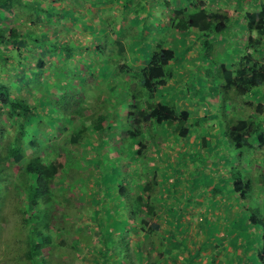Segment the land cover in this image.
I'll return each instance as SVG.
<instances>
[{"label": "trees", "instance_id": "obj_1", "mask_svg": "<svg viewBox=\"0 0 264 264\" xmlns=\"http://www.w3.org/2000/svg\"><path fill=\"white\" fill-rule=\"evenodd\" d=\"M117 1L115 3H119V9L126 15L131 6L129 1L135 0ZM113 2L0 0V264H73V259L66 262V257L77 252L74 248L77 245L80 248L81 242L90 241V235L80 234L73 226L65 229L70 225L67 217L71 212V198H67L65 193L62 199L55 200L58 193L54 192L53 183L58 178L71 177L73 162L67 157L69 145H88L92 152L97 147L96 143L102 144L105 137L117 136L122 119L127 122V135L118 137L121 146L115 156L118 163L137 162L149 154L165 161L157 139L170 136L173 143L180 140V146L182 141L185 144L191 138V129L194 132L199 130L193 142L207 155L199 157L195 151L193 157L190 156V166L181 167L180 153L174 169L177 173L172 171L173 176L169 171L174 165L166 161L162 167H152L150 174H146L148 170L138 171L141 180L135 190V174L128 176L127 167L119 176L116 167L111 168L104 163L106 155L88 158L90 167L100 173L94 181L97 187L95 194L101 195L104 188L102 196H109L110 201L101 206H105L102 214V202L91 196L94 216L99 217L95 224L99 237L105 233L110 239L112 233L119 230L125 218L124 207L126 222L138 226L140 232L155 241L159 250L168 239L176 241L177 235L181 234V209L174 206L170 198L177 192L181 174L185 175L190 167L199 164L202 168L208 157L213 159L211 165L215 168V179L211 178L213 186L206 187L209 195L214 200L227 192L233 198L232 208L235 205L237 208L230 214L237 224L224 229L233 240L225 243L232 251L220 257L218 249L224 251L225 248L222 244L215 245L213 259H205L203 264H264V5L257 12L245 13L247 33L250 34L243 48L232 45L230 67L225 63H208L205 67L198 66L192 75L181 65L179 74L176 60L181 59L184 63L192 58L188 54H193L198 63H206L203 58L210 53L215 36H229L230 25L240 13L237 8L220 5L208 9L206 0H192L185 6L168 11L167 24L160 32L163 35L156 39L146 65L120 63L114 69L123 78L119 81V88L108 86L106 92L101 91L99 96L98 93L87 96L81 90H84L87 77L92 76L90 83L97 86L105 72L93 62L85 69L75 66L70 61L71 57L79 56L82 51L101 53L109 46L111 52L118 46L121 57L126 55L128 41L134 45L139 41L133 34H128L125 27L119 26L117 30V26L114 28L105 21L111 31L105 26L100 27L97 31L105 30L104 34L96 37V43L89 49L83 44L86 48L80 51L78 47L83 40L67 36L73 31L64 30L63 22L67 19L74 22L77 30L90 27L88 29L93 32L96 30L91 23L93 15L97 18L101 14L106 19L117 21L112 16H103ZM145 4L138 3L139 11ZM163 4L169 6L167 1ZM85 11L87 18L84 17ZM139 11L132 10L138 22L141 21ZM87 23L90 25H85ZM167 33L171 40L165 39ZM190 34L194 43L188 39ZM197 50H204L205 55L199 58ZM209 57H213V52ZM212 70L216 72L215 77ZM84 71L87 74H83ZM169 82H174V89H180L179 92L165 87ZM192 88L196 89L194 94H191ZM215 90L221 95L215 93L214 98L209 97L205 101V95ZM179 100L184 105L178 104ZM193 103L196 105L191 106ZM203 104L207 106L205 115L201 110L194 111ZM122 105L128 107L126 112L121 109ZM55 127L61 134L63 151L50 147L57 137L49 138L47 133L53 134ZM208 133L213 138L207 139ZM42 140L49 145L42 148ZM153 146L154 151L151 152ZM183 156L186 159V155ZM148 159L154 157L149 156ZM135 166L133 170H138ZM93 173V170L89 171L88 177ZM74 179L77 180V176ZM191 181L194 184L195 180ZM176 197L173 201L180 203L181 193ZM258 198H261L260 203ZM161 210L169 216L161 218ZM159 220H163V225ZM62 230L75 231V239L69 243L55 239L54 234ZM162 230L166 234L161 237L159 232ZM243 236L248 237L244 244ZM180 244L174 247L179 259ZM88 246L96 254L102 253V247ZM44 248H47L46 253ZM61 248L68 250L59 254ZM137 254L147 255L141 248ZM192 258L189 255L187 259L190 262L185 264H194ZM101 259L105 261L107 254ZM220 259L221 262L218 261ZM94 261L100 264L96 259Z\"/></svg>", "mask_w": 264, "mask_h": 264}, {"label": "rangeland", "instance_id": "obj_2", "mask_svg": "<svg viewBox=\"0 0 264 264\" xmlns=\"http://www.w3.org/2000/svg\"><path fill=\"white\" fill-rule=\"evenodd\" d=\"M108 2H111V0H107ZM117 0H114L113 3H110L108 8L106 9L105 15L103 16H112L114 17L117 21L112 20V19H106L102 17L101 14L97 15V18L93 15L91 16V23H93V26L95 27L96 30H89L87 28H84L83 30H77L74 26V22L71 23L69 20L65 19L63 22V29L69 32H72L73 34H67V36L72 37L74 39H81L84 41V44L87 45L88 49L90 48V45L96 43L95 38L99 37L100 35L104 34L105 30L97 31L100 27H106L107 30H110L111 28L106 26L105 21L110 22L113 27L117 26V30H119V26L124 29L126 28V32L128 34H133L134 37L137 38V40L140 42L135 43L136 45L130 44L131 41H128L129 45L127 44L125 46V52L126 55L124 56H119V47L117 46L113 52L110 50V46L107 47L104 52L101 51L99 52H93L92 51H82L79 57L77 58L80 60V67L82 65L86 68L90 67V63H94L95 66L99 67L100 70H103L105 72L104 78H100L98 80L99 84L97 86H94V84L90 83V80L93 79L92 76L87 77L84 90V94L88 96V94H93V93H98V96L101 94V91L104 93L106 92V87H112L115 86L116 89L119 88V81H123L122 75L120 73H117L114 69L117 68V66L120 63H127L128 66L133 62L134 63V56L135 53L141 54L143 56V59L138 60V62L141 63H147L149 61L150 57V51L156 41V39L162 37L163 34L160 32L163 31V27L166 26L167 24V14L168 11L174 7L180 6V0H135V1H129V5L131 6L128 8V13L126 15H123L125 12L123 10H120L119 3ZM169 2L170 5L169 7H166L163 2ZM192 0H181V3L183 5L189 4ZM223 3L228 2L231 8H237L240 13L236 15V17L231 23L230 28H229V36L222 38L221 35L215 36V40L212 43V49L210 50V53L206 55L203 59L206 60V63H199L197 65V60L196 58L193 57V54H188L190 58L188 61L189 67H187L190 71V74H194L196 71L195 69L198 66L205 67L208 65V63H216V65H219L220 63H225L230 67V59L231 58V49L232 45L234 44L237 45L238 47L243 48V45L246 43L247 40V31L241 30L240 28L244 29L246 25L245 22V13L246 11L250 12H257L260 9V2L264 3V0H255L256 3H254L253 0H221ZM174 2V3H173ZM138 3L143 5L144 3L145 6L144 8L139 11L138 8ZM221 3L220 0L212 1V0H206V5L208 9H213L217 8L218 4ZM88 4H90L88 2ZM222 5V4H221ZM239 6V7H238ZM87 7V6H86ZM138 9L139 13L138 16L141 17V21H136V17L134 18V14L132 10ZM100 9V8H99ZM244 14V15H243ZM84 17L87 18V12L85 11ZM242 18V19H241ZM96 21V22H95ZM86 23V22H85ZM85 25H90L89 23ZM154 25V32H152L150 26ZM149 26V27H148ZM242 26V27H241ZM144 27V28H143ZM239 28V31H238ZM76 29V30H75ZM231 30V31H230ZM79 31V32H78ZM111 31V30H110ZM124 31V30H123ZM233 31V32H232ZM117 35H119L118 32H116ZM237 34V35H236ZM169 33L165 35L166 40H171L172 38H169ZM143 36V37H141ZM77 37V38H75ZM188 39H190L191 43H194L192 34L188 35ZM196 44V43H195ZM85 45H80L78 49L81 51L82 49L85 50L86 47ZM108 45V44H107ZM197 48V47H194ZM194 48L192 52L194 51ZM178 49V48H177ZM199 53V58L202 55H205L204 50H197ZM129 52V55H128ZM207 52H209L207 50ZM213 52V57L210 58V54ZM76 53V52H75ZM44 54V53H43ZM198 55V54H197ZM94 57V59H93ZM237 57V56H236ZM50 60H53V57H50ZM89 59L91 61H89ZM210 59V60H209ZM186 61V62H188ZM197 61V62H196ZM110 62H113L111 65L109 64ZM181 65L184 66L186 65L185 62L183 63V60L180 61ZM48 63H50L48 61ZM100 65V66H99ZM22 70V69H21ZM80 70H82L80 68ZM213 71V70H212ZM84 74H87L84 72ZM23 75V74H22ZM216 72L213 71L212 76L215 77ZM90 79V80H89ZM175 79V78H173ZM193 82V81H192ZM96 83V82H95ZM98 87H101L100 89ZM127 85L125 90L127 89ZM165 87H170L173 91H175L174 87H176L174 82H169ZM180 89L176 90L175 92H179ZM195 88L191 89V94H194ZM117 91V90H116ZM215 93H218L221 95V93L218 90H215L213 92L207 93L205 95V101L209 100V97L214 98ZM201 94H204L201 91ZM200 94V95H201ZM97 96V97H98ZM103 94L101 95V97ZM87 100V99H86ZM131 101H129L130 103ZM128 103V102H127ZM128 103V104H129ZM178 104L184 105L182 101H178ZM196 104H191V106H195ZM86 107L87 104H86ZM128 108V107H127ZM123 105L121 106V109L125 111L127 109ZM225 109V108H224ZM202 111V115L206 112L207 113V106L203 104L201 107L198 106L194 111ZM127 111V110H126ZM125 111V112H126ZM205 115V114H204ZM126 121L121 120L119 127L117 128V136L112 137L110 139H107L105 137V141L102 144L96 143L97 147L92 149L93 151L90 152L91 148L88 145H79V146H73L69 145L68 150L69 154L67 157L69 159H72V165L71 170H70V178H65L64 180H61L60 178L56 179L53 183V189L54 192L58 193L57 198L55 200H60L62 197L66 194L67 198L70 197V208L69 210V215L67 217L68 225L65 229H68L69 227L73 226L75 230H77L80 234H87L90 235V241H84L80 243V248L77 245L75 247V251L70 256L72 257H66V262L72 261L73 259V264H96L94 263V259L96 261L100 262V264H130V263H136V264H173L174 262H178V264H185L189 263L190 261L187 259L190 255V257H193V261H195L194 264H203V261L206 259L207 261L212 260V255L214 254V246L215 245H220L225 248V250L218 249L219 253L218 255L222 257L225 252L232 251L230 245H226V241H233L231 237L229 236L228 232L225 231L224 229L228 230V227H235L237 222H233L234 218L232 217V214H230V211L235 212L236 211V203H234V207L232 208V203H233V198L229 196L227 192H223V196L221 197H216L214 200L213 198L209 195L208 189L206 187H212L213 184L211 183V178L215 179V168L211 165L212 163V158L207 157V159L204 161L202 168L199 165L195 167H190L189 168V175L186 173L185 175L181 174V183H177V192H174L172 198L170 200L174 203V206L177 208L181 209V234L177 235L176 241H172L168 239V241L163 242L165 245L162 249H158L155 241H153L148 235L144 234L143 232H140L138 229V226H133L131 222H126V209L123 207V213L125 215L124 220H122L121 224L118 227V231L115 230L110 239L106 238V234L103 233L101 237H99V233L96 230V222L98 221V218L94 216L93 213V206H92V200L91 196L97 201L102 202L100 204V207L106 204H109L110 201L108 200L109 196H106V198H103L104 190L102 189V194L100 198L99 196L95 194V191H97V187L94 184L95 177L100 175V173L97 170H94L93 168L90 167V165L87 163V159L90 158L93 155H98L101 158H103L104 155L107 156L104 159V163L110 166L111 168L116 167L117 168V174L119 176L123 175L122 170L127 167V173L128 176H133L135 174V185H134V190L135 187L137 186L136 184L139 183L141 180L139 173L146 172L144 170H148L146 174H150L153 168L156 167H162L165 165V161L168 162V164L174 165L170 167L172 170L169 171H175L174 170L176 167L177 159L180 158V153H181V167H187L190 166V160L193 157V153H197L201 156L207 155V153L203 150H200V148L194 144L193 138L195 137V134L199 132L196 131L194 132L193 129L190 130L191 138H190L185 144L184 141H182L181 145L179 146V141L177 142H172V138L168 136H161L157 139L156 142L157 145L161 148L162 155L166 158L165 161H160L156 159L155 155H146L148 152L145 154L143 158H139L137 162H130L125 163L119 162L115 156L118 155L119 149H121L120 142L118 140V137H124L127 135L126 133ZM76 125L78 124L77 122L75 123ZM60 126V124H58ZM57 125V126H58ZM57 127H55L56 130ZM217 129V128H216ZM214 133V132H213ZM203 135V134H202ZM47 136L50 137H57L56 141H53V144L50 143V147L54 148L57 151H63L64 145L63 140L60 138L61 134L59 133V130H56L51 134L50 132L47 133ZM207 139L209 137L213 138V135L208 133L206 135ZM96 141V140H95ZM186 141V139H185ZM208 141V140H207ZM40 143V142H39ZM46 144V145H45ZM45 142V140H42L40 143V146L44 148L45 146H48ZM181 147V148H180ZM207 151V149H205ZM95 151V153H94ZM154 151V146L152 147L151 152ZM150 152V153H151ZM186 155V159H184L183 155ZM103 155V156H102ZM209 155V154H208ZM149 156L154 157V159H148ZM192 156V157H190ZM256 156L260 157L259 152H256ZM114 157V158H113ZM111 158V159H110ZM198 159V158H196ZM182 160H185L183 162ZM214 161H216L214 159ZM164 162V163H163ZM236 162V160H234ZM136 165L138 170H133V165ZM147 165V166H145ZM147 167V168H145ZM153 167V168H152ZM211 169V170H210ZM93 170V175L92 177H88V172ZM115 170V169H114ZM184 170H187L184 168ZM77 171H79L77 173ZM136 171V173H135ZM139 171V173H138ZM141 171V172H140ZM253 172V171H252ZM264 172V168H263ZM177 173V172H176ZM79 174V175H78ZM83 174V175H80ZM174 174V172L170 173ZM256 174V173H255ZM85 175V176H84ZM104 175H107V172L104 173ZM75 180L74 178H76ZM195 180L194 184L191 180ZM188 180V181H187ZM75 182L74 184H71V182ZM178 181V180H177ZM188 183H186V182ZM126 182V180H124ZM123 182V184H125ZM173 183V182H171ZM224 184H226L224 182ZM191 187V188H189ZM194 188H196L194 190ZM137 189V188H136ZM180 191L178 192V190ZM207 192H206V190ZM134 190H132L134 192ZM177 193V194H176ZM181 193V200L180 203L174 202V197H178V194ZM211 193V192H210ZM73 194V195H72ZM106 195V194H105ZM102 197V198H101ZM176 197V198H177ZM188 200H187V199ZM221 199V200H220ZM114 200V199H112ZM259 203L261 198H258ZM59 202V201H58ZM179 205H178V204ZM262 203V202H261ZM76 206V208H74ZM158 207L159 204H157ZM161 208V207H160ZM241 209H243L240 206ZM103 209L104 207H101L100 211L103 214ZM164 209V208H162ZM162 211V216L161 218L165 219L169 215ZM240 211V210H239ZM239 213V212H238ZM238 216L240 214H237ZM103 216V215H101ZM122 217V216H121ZM162 221L163 225V220ZM243 223V227H244ZM134 227V228H133ZM246 232V229H245ZM123 233V235H122ZM161 237L166 234V231H160ZM75 231L70 232L67 230H62L59 232H56L54 234L55 239H63L67 243L75 239ZM59 235V236H58ZM160 237V238H161ZM225 237V238H222ZM101 238V241L99 239ZM248 239V237L243 236L242 237V244ZM224 241V242H221ZM57 242V241H55ZM137 243H140V246H138ZM181 243V244H180ZM88 244L95 245L97 247H102V253H95L91 250V248L88 246ZM172 244V246H171ZM178 244L181 245V258L179 259V255L177 256L174 252L176 250L174 247L179 246ZM63 247H65V244H62ZM106 246V248H103ZM67 247V246H66ZM145 250L147 255L137 254L138 249ZM242 248V247H241ZM65 249L67 248H61L59 249L60 251L58 252L59 254H62L61 252H65ZM171 250H173V253H170ZM68 250V249H67ZM44 253L47 252V248L43 249ZM184 251H186L184 253ZM195 252H197L196 255ZM56 254V252H55ZM107 254V259L104 261L101 258H103ZM57 255V254H56ZM211 255V256H210ZM215 259V257H214ZM221 262V259L218 260ZM227 261V259H226ZM143 262V263H142ZM205 263V262H204ZM68 264V263H66ZM212 264V263H211Z\"/></svg>", "mask_w": 264, "mask_h": 264}, {"label": "crops", "instance_id": "obj_3", "mask_svg": "<svg viewBox=\"0 0 264 264\" xmlns=\"http://www.w3.org/2000/svg\"><path fill=\"white\" fill-rule=\"evenodd\" d=\"M212 1H215V0H212ZM251 1V0H250ZM254 1V3H256L255 2V0H253ZM218 2H219V0H218ZM220 2L221 3H219L218 5H220V6H222V7H227V8H231V6L229 5V3L228 2H225V3H223L221 0H220ZM164 3V2H163ZM174 3V2H173ZM180 4H181V6H185V5H183V3H181V0H180ZM222 4V5H221ZM260 4V6H262V5H264V3L263 2H260L259 3ZM169 5H170V3H169ZM171 6V5H170ZM169 7V6H168ZM246 12H248V11H246ZM244 15V14H243ZM242 19V18H241ZM234 20H236V19H234ZM245 20V22H246V19H244ZM245 25H246V23H244ZM151 27V30L153 31L154 30V25L153 26H150ZM242 27V26H241ZM242 31L243 30H245V31H247V28L245 27V29H244V26H243V28H240ZM238 31H239V28H238ZM154 32V31H153ZM233 32V31H232ZM249 33V32H248ZM247 33V34H248ZM250 34V33H249ZM237 35V34H236ZM251 35H253V34H251ZM75 38H77V37H75ZM81 44H84V41L81 43ZM234 56V55H233ZM234 58H238V57H236V56H234ZM140 59H143V56H141V54L139 53V54H137V52L135 53V56H134V63L132 62L131 64H130V66H137V65H141V66H144V65H146V63H141V62H138V60H140ZM141 61V60H140ZM181 59H177L176 60V68L179 70V74L181 73ZM197 62V61H196ZM72 63L74 64V62L72 61ZM188 63H189V61L188 62H185V64L186 65H184L185 66V68L186 69H188L187 67H189V66H187L188 65ZM231 63V62H230ZM75 65V64H74ZM197 65H199V63L197 62ZM76 66V65H75ZM186 71V70H185ZM83 74H84V72H83ZM178 74V75H179ZM180 76V75H179ZM176 79V78H175ZM196 104V103H195ZM206 113V112H205ZM213 131H217V130H213Z\"/></svg>", "mask_w": 264, "mask_h": 264}, {"label": "clouds", "instance_id": "obj_4", "mask_svg": "<svg viewBox=\"0 0 264 264\" xmlns=\"http://www.w3.org/2000/svg\"><path fill=\"white\" fill-rule=\"evenodd\" d=\"M85 47V46H84ZM79 56H77V54H75V55H73L72 57H71V63H72V61L74 62V64L75 65H79L80 66V60H78L77 58H78ZM82 68H84L85 69V67L82 65ZM85 72V71H84Z\"/></svg>", "mask_w": 264, "mask_h": 264}]
</instances>
